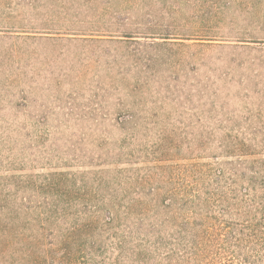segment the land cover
Instances as JSON below:
<instances>
[{
  "label": "rangeland",
  "instance_id": "obj_1",
  "mask_svg": "<svg viewBox=\"0 0 264 264\" xmlns=\"http://www.w3.org/2000/svg\"><path fill=\"white\" fill-rule=\"evenodd\" d=\"M211 1L0 0V181L127 191L200 136H264V4L225 1L223 36L204 39Z\"/></svg>",
  "mask_w": 264,
  "mask_h": 264
},
{
  "label": "trees",
  "instance_id": "obj_2",
  "mask_svg": "<svg viewBox=\"0 0 264 264\" xmlns=\"http://www.w3.org/2000/svg\"><path fill=\"white\" fill-rule=\"evenodd\" d=\"M225 1L203 9L216 17L204 39L222 35ZM168 138L161 148L178 153ZM193 150L177 172L127 191L62 171L0 181V264H264V136H200Z\"/></svg>",
  "mask_w": 264,
  "mask_h": 264
}]
</instances>
